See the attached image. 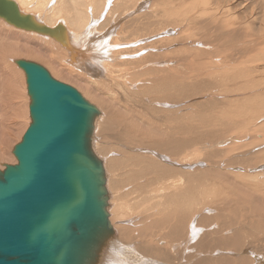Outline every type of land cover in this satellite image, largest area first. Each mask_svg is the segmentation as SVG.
Wrapping results in <instances>:
<instances>
[{"label": "rangeland", "instance_id": "374dc122", "mask_svg": "<svg viewBox=\"0 0 264 264\" xmlns=\"http://www.w3.org/2000/svg\"><path fill=\"white\" fill-rule=\"evenodd\" d=\"M87 1L62 0L81 65L0 18V170L31 123L15 61H32L101 110L115 235L100 264H264V0Z\"/></svg>", "mask_w": 264, "mask_h": 264}, {"label": "water", "instance_id": "95a60500", "mask_svg": "<svg viewBox=\"0 0 264 264\" xmlns=\"http://www.w3.org/2000/svg\"><path fill=\"white\" fill-rule=\"evenodd\" d=\"M0 18L66 45L50 28L0 0ZM26 78L31 123L0 170V264H100L115 235L103 160L94 149L101 110L42 65L16 60Z\"/></svg>", "mask_w": 264, "mask_h": 264}, {"label": "bare ground", "instance_id": "6f19581e", "mask_svg": "<svg viewBox=\"0 0 264 264\" xmlns=\"http://www.w3.org/2000/svg\"><path fill=\"white\" fill-rule=\"evenodd\" d=\"M13 1H15L17 4H18V6H19V8H20V10H21V12L23 13V14H29V15H32L33 17H35V19L36 20H38L37 19V17H36V15H34L33 13H35V12H33L32 11V14L31 13H29V12H31L30 11V8L32 7V9H35V11L36 12H39V11H42L41 13H43L44 11H45V9L47 10L48 8H49V4H50V1L51 0H13ZM75 1V0H74ZM84 2L85 3H87L88 1L87 0H84ZM104 3V2H103ZM57 6H54L53 8H51V10H50V12L49 13H46L47 14V16H51V18L49 19L47 16H46V14H45V16L47 17H43L45 20H42V24H44V25H46V26H48V27H50V28H55V26H57L58 24H62V25H64L65 26V23L63 22V20L61 21V19L63 18V17H65L64 15H66L69 11H68V9L67 8H65L64 7V5H63V3H62V0H58V2H57V4H56ZM34 6V7H33ZM47 6H48V8H47ZM73 6V5H72ZM31 9V10H32ZM87 10L88 9H86V12H87ZM36 14V13H35ZM39 15V14H38ZM83 15V14H82ZM85 15V14H84ZM40 17V16H39ZM38 17V18H39ZM70 17V16H69ZM74 17V16H73ZM42 18V17H41ZM70 18H72V17H70ZM82 18V17H81ZM67 19V18H66ZM69 19V18H68ZM41 20V19H40ZM57 20H58V22H57ZM79 20V19H78ZM83 20V19H82ZM87 20V19H86ZM86 20H85V22H83L84 24L86 23H88V22H86ZM55 21V22H54ZM71 21H73V20H71ZM89 21V20H88ZM1 22V21H0ZM79 22V21H78ZM81 22V21H80ZM82 22H81V24L79 23V25H82ZM49 23V24H48ZM57 23V24H56ZM75 23V22H74ZM74 23L72 24V25H74ZM77 24V23H76ZM85 24V25H86ZM70 25V24H69ZM70 27H72V26H70ZM73 27H75V26H73ZM76 27H77V25H76ZM79 27V26H78ZM77 27V28H78ZM81 27V26H80ZM82 27L85 29V26L84 25H82ZM83 28H81V29H83ZM95 28V27H94ZM80 29V28H79ZM80 29V30H81ZM83 29V30H84ZM78 30V29H77ZM92 30H93V28H92ZM96 31V30H95ZM113 31H114V29H113ZM30 33H33V32H30ZM84 33H86V32H83L82 34H81V36L84 34ZM90 33V32H89ZM93 33H94V31H93ZM99 33V32H98ZM112 33V32H111ZM35 34V33H34ZM73 34V33H72ZM71 34V32H69V28L67 29V33H66V45L65 44H63V43H61V47H63L64 48V50H66V51H68V55H69V59H70V63H72V64H75V65H81L82 64V62H80V60L81 61H84L85 59H87V58H90L91 57V51H89V54H88V52H87V49L85 48V47H83V46H81L80 44H81V42H83L82 43V45H84V43H86V42H84V41H81L80 42V40L78 41V39L77 40H75V41H77V42H79L78 44H76V42H74V35H72ZM92 34V33H91ZM87 35V34H86ZM94 35V34H93ZM111 35V34H110ZM75 37H77L78 38V36H75ZM47 39V38H46ZM80 39V38H79ZM43 40V39H42ZM48 40V39H47ZM51 40V39H50ZM94 40H96V39H94ZM91 42V41H90ZM89 42V43H90ZM88 43V44H89ZM40 44V43H39ZM59 46V45H58ZM88 45H86V47H87ZM60 47V48H61ZM25 53V52H24ZM23 53V54H24ZM31 57H33V56H31ZM115 57H117V56H115ZM24 58V57H23ZM68 59V60H69ZM67 61V60H66ZM69 63V64H70ZM73 66V65H72ZM77 67H80V66H77ZM77 67H72L74 70H77L78 68ZM77 68V69H76ZM81 69V68H80ZM81 71V70H80ZM83 71V70H82ZM71 72V71H70ZM73 72V71H72ZM71 72V73H72ZM26 79V78H25ZM94 141V140H93ZM96 152V151H95ZM101 158V157H100ZM102 159V158H101ZM103 160V159H102ZM104 162V161H103ZM104 166H105V164H104ZM106 177H107V175H106ZM107 183H108V178H107ZM109 191V190H108ZM109 202H110V200H109ZM110 204V203H109ZM109 208H110V206H109ZM193 231V230H192ZM186 233V232H185ZM120 235V234H119ZM115 242V241H114ZM117 250H119V249H117ZM112 251V250H111ZM115 253V255H114V257L115 258H113V256H112V258H113V262L116 260V254L120 251H115V250H113ZM110 253V252H109ZM110 254H112V253H110ZM118 256V255H117ZM126 262V261H125ZM115 263V262H114ZM113 264V263H112ZM116 264V263H115ZM139 264V263H138Z\"/></svg>", "mask_w": 264, "mask_h": 264}]
</instances>
